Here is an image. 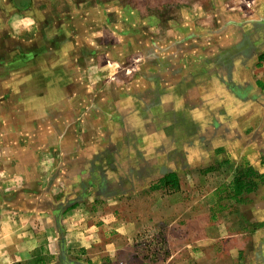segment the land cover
Returning a JSON list of instances; mask_svg holds the SVG:
<instances>
[{"label":"crops","instance_id":"crops-1","mask_svg":"<svg viewBox=\"0 0 264 264\" xmlns=\"http://www.w3.org/2000/svg\"><path fill=\"white\" fill-rule=\"evenodd\" d=\"M226 1L215 4L214 24L205 21L209 31L185 19L157 39L136 35L132 20L114 26L112 41L100 28L67 35L54 16L25 24L40 32L18 42L34 48L17 54L18 110L2 117L12 131L3 133L0 264H243V247L209 233L215 201H191L195 181L183 174L197 170L185 166V150L205 157L204 145H245L248 166L264 173V154H249L264 142V0ZM149 226L163 242L145 253L137 241Z\"/></svg>","mask_w":264,"mask_h":264},{"label":"rangeland","instance_id":"rangeland-1","mask_svg":"<svg viewBox=\"0 0 264 264\" xmlns=\"http://www.w3.org/2000/svg\"><path fill=\"white\" fill-rule=\"evenodd\" d=\"M226 2V0H216V2L215 0H0V92H2L3 83L7 85L4 89L5 93L0 97V196L5 191L2 188V180L7 179L6 173H2L3 164L5 166L2 150L5 146L3 133H6L7 130L12 131V125L7 124L3 127L2 117L8 116V114L15 116L18 110L14 106L19 97L17 76L14 74L18 72V68L19 70L25 68V57L20 58L19 62L18 56L24 54V48H26L25 52L29 51L28 48H34L31 42L27 46L21 44L24 43L23 38L26 35H39L40 32V30L24 32L26 23L49 21V18L53 19L54 16L56 20L64 19L65 25H68L67 35L83 36L90 34L89 36L93 37L91 34L97 35L100 28V33L105 34L106 40L112 41L114 26L117 25L118 28L122 27L123 30H126L129 27L128 21L132 20L138 29L136 35L157 39V37L166 36L169 31H174L173 24L185 19L195 20V23L201 25L203 31H209L211 28L205 21H212L214 24L215 19L213 20V17L217 12L214 13L215 4L218 3L220 7H225ZM233 5L240 7L245 4L234 1ZM225 16L226 12L221 13L219 9L218 20L223 22ZM138 48L144 51L146 46L143 45V48L140 49V45H138ZM10 65L16 67H10ZM9 77L14 78L8 79ZM247 98L245 106H248L247 109L252 112L255 102H257L254 100L257 98L252 93H249ZM4 102L10 103L12 109L9 108L10 104L5 106ZM258 106L260 116L257 123L262 130L259 132L261 137L264 134V100L259 101ZM253 130L254 127L251 126V132ZM261 140L263 139L256 141L254 139L251 142L258 145ZM209 143L207 141L208 145ZM186 146L188 148L187 141ZM243 146L214 152L204 145L203 149L209 153L201 158L198 155L194 157L193 154L191 155V150L186 149L185 166L197 168L196 171L183 173L186 180L195 181L193 187L187 188L186 196L191 201L199 202L207 201L211 196L215 202L210 206L208 205V210L211 215L215 214V217L213 216L210 222H217V224L211 225L209 233H219L215 237L218 239L215 242L220 244L233 243L235 249L243 247L239 254V259L243 261V264H264V181L257 177L258 187L238 197H234L231 189L237 172L235 169L250 165V162L245 161V157L248 156L247 153L245 155ZM259 147L260 150L251 151L249 154L252 157L253 153L264 154V142ZM11 150L16 151L17 149L12 148ZM11 158L12 162L17 160L14 155ZM193 158H195L194 161ZM210 167L213 168L201 172V169ZM259 173L264 175L263 172ZM224 186L227 188L223 189ZM206 215L208 216V214ZM157 230L149 226L141 231L137 241L139 251L150 253V248L161 247V244L158 243L163 241L156 234ZM245 231L247 234L244 237H234V239L233 236L224 235L230 232ZM156 244L158 245L155 246ZM223 263L230 264L229 260L227 263Z\"/></svg>","mask_w":264,"mask_h":264},{"label":"trees","instance_id":"trees-1","mask_svg":"<svg viewBox=\"0 0 264 264\" xmlns=\"http://www.w3.org/2000/svg\"><path fill=\"white\" fill-rule=\"evenodd\" d=\"M257 177L264 181V175L259 173L251 166L238 169L233 179L231 188L234 197H238L240 195H243L244 193H248L256 189L258 187V182L256 181ZM163 181H165V184L167 186L169 185L172 188H177V185L179 184L175 175L167 174L164 177Z\"/></svg>","mask_w":264,"mask_h":264}]
</instances>
